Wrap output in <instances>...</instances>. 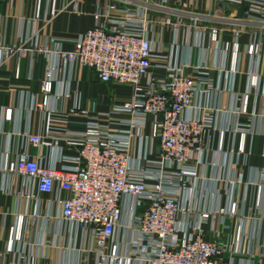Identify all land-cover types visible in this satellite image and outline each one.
I'll list each match as a JSON object with an SVG mask.
<instances>
[{"label":"built area","instance_id":"2783aa9c","mask_svg":"<svg viewBox=\"0 0 264 264\" xmlns=\"http://www.w3.org/2000/svg\"><path fill=\"white\" fill-rule=\"evenodd\" d=\"M41 1L35 21L42 18ZM219 1L246 6V20L264 24V0ZM56 2L51 0L52 16L58 11ZM157 27L139 8L111 2L98 11L92 28L71 41L70 50L64 48L62 39L52 40L54 48L40 44L36 31L27 38L21 32L11 43L0 42V62L12 57L31 62L38 56L44 58L40 94L32 98L29 110L30 114L38 111L47 124L40 134L16 132L25 137L27 145L3 152L0 178L24 180L20 198H34L33 190L48 196L47 216L51 219L55 212L69 228L68 248L77 254L78 264H90L94 259L95 264H235L224 259V252L242 253L241 226L231 244L207 239L203 229L219 215L236 216L240 209L237 199L231 200L228 209L199 210L191 202L184 203L181 194L197 178L203 154L212 150L211 132L220 134V150L227 134H240L237 154L246 153V137L255 132L239 117L250 114L251 94L261 83L258 67L263 34L246 48L254 61L248 72L250 90L239 94L230 90L235 101L228 114L236 122L225 126L218 124L220 108L210 103L214 91L224 92L210 76L212 66L181 62L173 51L156 50ZM205 29L217 42L219 29ZM241 55L236 39L234 73L239 72ZM76 66L103 84L126 86L131 91L126 96L115 94L106 108L97 100L87 106L79 103L68 110L61 108L56 101L73 93L61 73L69 70L66 81H70ZM13 114L12 108L0 106V119L12 120ZM75 117L84 119L82 128L59 127ZM30 146L48 150L49 156H33ZM260 173L259 180L249 183L258 184L262 191L264 170ZM193 214L199 219L191 225L187 218ZM25 220V215H18L10 229L7 252L22 243ZM230 227L222 221L223 231ZM260 255L264 257V252ZM249 257L250 263L252 254Z\"/></svg>","mask_w":264,"mask_h":264},{"label":"crops","instance_id":"0c3cea01","mask_svg":"<svg viewBox=\"0 0 264 264\" xmlns=\"http://www.w3.org/2000/svg\"><path fill=\"white\" fill-rule=\"evenodd\" d=\"M111 2L139 8L158 23L154 46L159 52L171 54L173 51L174 57L181 62L212 66L210 76L224 91H214L210 98V103L221 110L218 124L227 126L236 122L228 111L234 105V93L250 90L248 72L254 66L246 48L261 34L264 39V24L247 21L246 6L219 0H57L58 11L52 16L51 0H42V18L35 21L39 0H0V42L11 43L21 32L27 38L36 31L35 38L40 44L54 48L52 40L62 39L65 40L64 48L70 50L73 48L71 41L92 28L98 11L104 10ZM208 26L219 29L217 42L211 40L210 31L205 29ZM239 30L242 32L238 35ZM236 39L242 50L238 73L231 70ZM45 65L41 56L34 62L16 57L0 62V106L12 108L14 113L12 120L0 119V164L7 148L24 149L27 145L25 137L16 132L40 134L46 130L43 116L38 111L30 114L29 110L32 98L39 97ZM258 71L262 79L259 88L251 94L250 114L239 117L241 123L251 124L255 132L246 137V153L237 154L242 141L240 134H227L220 150V134L211 132L208 139L212 150L203 154L198 163L197 178L187 184L181 194L184 203L191 202L199 210L228 209L233 198L239 201L236 216L219 215L216 220L203 225L207 239L228 244L234 242L238 227H242V253L224 252V259L234 260L235 264H264V257L260 255L264 252V188L261 191L258 184L249 183L259 180L260 172L264 170V50ZM69 75L68 70L61 73V78L68 80ZM66 80L72 96L56 101L66 110L79 103L87 106L92 100L106 108L115 94L126 96L131 91L126 86L103 84L79 66L74 68L70 81ZM57 90L60 92L62 88ZM83 121V118L75 117L69 124L59 127L82 128ZM29 150L33 156H49L48 150L43 148L30 146ZM24 186V180L0 178V264H78L77 254L68 248L71 241L69 228L62 224L55 212L51 219L47 216L50 213L46 202L48 196L33 190L34 198H20L19 192ZM40 199L42 204H39ZM21 214L26 216L22 243L16 245L15 251L7 252L10 229ZM198 219V214L187 218L191 225ZM223 220L230 224L229 230L223 231ZM125 236L122 232V237ZM250 254L253 259L249 263ZM90 264H95V259Z\"/></svg>","mask_w":264,"mask_h":264}]
</instances>
